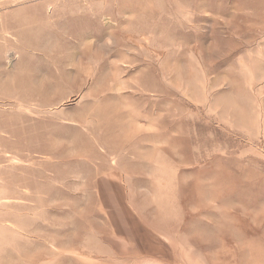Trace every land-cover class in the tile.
I'll use <instances>...</instances> for the list:
<instances>
[{
	"label": "rangeland",
	"instance_id": "1",
	"mask_svg": "<svg viewBox=\"0 0 264 264\" xmlns=\"http://www.w3.org/2000/svg\"><path fill=\"white\" fill-rule=\"evenodd\" d=\"M0 264H264V0H0Z\"/></svg>",
	"mask_w": 264,
	"mask_h": 264
}]
</instances>
